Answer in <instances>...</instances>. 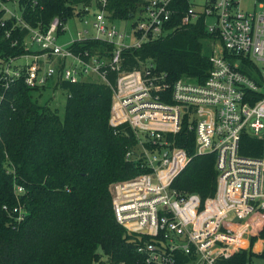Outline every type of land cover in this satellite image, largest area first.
I'll use <instances>...</instances> for the list:
<instances>
[{
    "label": "built area",
    "instance_id": "1",
    "mask_svg": "<svg viewBox=\"0 0 264 264\" xmlns=\"http://www.w3.org/2000/svg\"><path fill=\"white\" fill-rule=\"evenodd\" d=\"M3 1L0 28L12 18L11 30L25 29L26 52L0 62V107L17 80L29 89L49 80L73 84L90 76L107 84L105 74L115 73L107 123L124 126L133 136L134 147L125 159L137 163L141 172L112 183L108 191L113 218L137 236L135 251L143 263L217 264L247 251L258 232L264 236V158L238 153L243 135L262 139L264 134V0H186L180 25L202 17L208 35L209 69L201 83L187 78L171 82L149 60L131 70L120 68L124 50L173 31L167 27L176 15L173 0H146L127 33L106 19L103 0H98L100 8L78 19L84 28L64 46L57 44L64 28L56 18L44 30L29 28L18 17V0ZM243 1L247 8L241 7ZM86 39L110 45L108 56L69 50L72 42ZM16 44V39L10 41L11 47ZM242 62L258 72L260 86L241 73ZM182 128L193 132L194 155L214 156L215 191L204 202L171 188L188 161L185 151L175 146ZM21 193L16 187L14 194Z\"/></svg>",
    "mask_w": 264,
    "mask_h": 264
},
{
    "label": "trees",
    "instance_id": "2",
    "mask_svg": "<svg viewBox=\"0 0 264 264\" xmlns=\"http://www.w3.org/2000/svg\"><path fill=\"white\" fill-rule=\"evenodd\" d=\"M145 1L103 0V10L110 22L132 23L133 13ZM92 2L100 8L98 0H18V17L29 28L44 30L54 18L63 25L78 14L76 7ZM170 5L176 15L167 27L173 31L138 49L124 50L120 68L131 70L149 60L171 82L187 78L201 83L209 69L201 47L208 38L203 18L180 25L188 4L173 0ZM13 23L14 19H5L0 28V62L26 52L22 46L26 30L17 26L11 30ZM13 39L17 44L11 47ZM68 48L73 54L99 56L111 51L110 45L92 39L74 41ZM239 70L261 85L254 67L242 62ZM104 78L107 84L49 80L33 89L17 80L8 89L0 107V264H101L100 255L104 264H145L135 251L137 236L117 225L112 214L109 185L131 179L141 169L125 159L126 151L134 147L133 136L124 126L112 128L107 123L116 75L108 71ZM48 90L64 93L62 117L36 103ZM175 146L185 151L188 161L171 188L195 194L200 202L211 198L216 186L214 156L194 155L193 132L184 128L175 136ZM238 153L264 158V141L243 135ZM16 187L21 188L20 195L14 194ZM258 236L263 237L262 231ZM250 258L242 251L217 264H249Z\"/></svg>",
    "mask_w": 264,
    "mask_h": 264
},
{
    "label": "rangeland",
    "instance_id": "3",
    "mask_svg": "<svg viewBox=\"0 0 264 264\" xmlns=\"http://www.w3.org/2000/svg\"><path fill=\"white\" fill-rule=\"evenodd\" d=\"M194 1L197 2V0H194ZM248 6H249V3L247 1H243L241 3L242 8H247ZM90 7L91 8H88V10H85L82 7H76L73 10L75 13H78V14L75 17H73L71 20H67L62 25L64 28V31L58 36L57 44L61 46L67 45L70 41H72L75 38L74 33L84 28L83 25L79 23L78 19L80 18V16L85 15L86 13L88 14L92 12V8L94 7L93 2L91 3ZM133 14H134L133 16H135L136 13L134 12ZM134 18L132 19V21L134 20ZM206 22L208 25L213 24L212 18H207ZM130 25H131V20L116 22V28L119 32H126V33L129 32L131 28ZM201 45H202L201 46L202 49L204 50L203 52L206 54L208 51L209 41L202 40ZM262 72H264V70ZM86 80L90 82H99V83L101 82L100 79L94 76H90ZM64 99H65L64 93L58 90H48L42 93L41 97L36 99V103L38 105H46L49 109L56 111L59 117H62ZM261 138L264 139V134L261 136ZM263 252H264V236L256 238L253 241H251L247 248V253L251 255L249 264H264V257L261 256ZM104 259H105L104 256L100 255L98 259V263L104 264L103 263Z\"/></svg>",
    "mask_w": 264,
    "mask_h": 264
}]
</instances>
